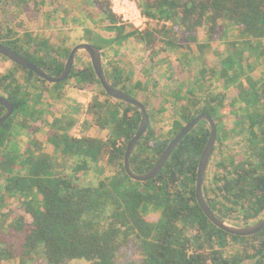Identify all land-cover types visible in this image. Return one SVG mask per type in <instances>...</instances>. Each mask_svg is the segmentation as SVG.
Returning a JSON list of instances; mask_svg holds the SVG:
<instances>
[{"label": "trees", "instance_id": "obj_1", "mask_svg": "<svg viewBox=\"0 0 264 264\" xmlns=\"http://www.w3.org/2000/svg\"><path fill=\"white\" fill-rule=\"evenodd\" d=\"M54 2L40 0L37 12ZM3 4L4 0H0V10ZM94 4H99L110 20L107 28L113 31L119 28L120 33L114 38L117 43L139 38L149 47H155L161 37L160 45L167 43L175 51L184 50L178 60L181 64L187 62L190 67L195 60L193 45L198 49V56L205 60L182 102L176 93L175 117L167 124L168 128L163 129L158 117L168 111L166 97L161 99L157 109L144 103L151 124L133 153L132 169L137 174L152 170L181 131L182 120L191 122L198 114L208 112L220 121L218 143L223 151L222 157L215 160L207 172L205 199L217 214L231 223L256 224L264 216V75L258 80L252 75L255 69L242 64L243 71L238 70L228 81L227 72L233 66L228 62L233 57H228L227 66L218 79L223 85L238 82L233 96H228L214 87L217 69L208 70L204 65L216 52V40L225 36L227 28L233 30V26L242 37H250V42L258 40L264 56V0H140L138 6L142 14L160 23L154 30L144 31L133 24L119 22L109 0H89V8ZM166 23H172L171 27ZM16 29L10 34L6 24L0 22V43L18 51L51 75L63 73L70 52L51 50L49 46L42 51L43 43L50 38L33 36L31 41L25 40L26 43L23 41L26 36ZM201 30H206L208 41H201ZM25 46L31 53L25 51ZM35 47L39 48L38 52L62 56L52 62L45 57L36 59ZM242 62L245 64L247 60L242 59ZM108 64L106 73L110 83L137 97L141 87L132 89L129 74L112 62ZM5 75H0V90L8 93L15 110L0 130V178L6 174L10 183L5 190L0 184V264H28L39 256L49 264L77 261L88 264H264V230L251 237L229 234L215 226L199 205L196 183L199 162L209 137L208 128L198 126L186 136L155 179H132L126 171L125 154L139 129L142 114L124 102V106L112 105L113 98L103 89L90 57L88 62L78 55L69 80L74 78L80 83L78 89L95 93L87 108L93 119L99 121V117L108 119V114L113 115L111 135L97 148L92 138L86 143L72 135L59 141L50 133L45 137L56 144L62 141L66 146L64 153H71L70 150L77 147L74 157L81 155L93 160L97 172L104 178L99 186L113 188L112 192H95L94 188L78 183L77 176L83 165L73 168L74 176L67 170H54L51 157L43 156L44 140H37L35 134L26 149L19 146L16 121L22 116L26 120L33 118L34 102L39 98L28 91L22 94L20 85L13 88ZM201 75L202 78H198ZM58 92L59 88H53L51 94ZM6 112L0 104V118ZM230 112L237 118L232 127L224 123ZM67 126L71 130L74 124ZM235 135L244 138L243 141L235 142L234 147H225L227 139ZM120 141H124L123 146L118 145ZM22 169L27 171L18 174ZM95 197L101 200L97 201L99 213L90 216Z\"/></svg>", "mask_w": 264, "mask_h": 264}, {"label": "rangeland", "instance_id": "obj_2", "mask_svg": "<svg viewBox=\"0 0 264 264\" xmlns=\"http://www.w3.org/2000/svg\"><path fill=\"white\" fill-rule=\"evenodd\" d=\"M39 1L40 0H4L3 9L0 10V22L6 24V28L10 31V34L13 33V28H17L16 30H18L20 34L26 36L23 41H31L33 36H38V39L50 38V41L46 43L42 42L44 44L42 45L43 47L40 46L42 51L49 46L51 50L57 49L67 54L70 52L71 54L72 50L79 44L87 43L97 46L105 55L106 68L109 65L108 63L111 62L120 66L132 79V89L135 86L141 87L136 94L141 102L148 103L154 109H157V105L161 102V99L166 97L168 102L166 107L168 111L166 110L162 115L159 114L158 117L159 121L163 123V129L169 127L167 124L172 123L175 117V114H173V106H175L174 103L177 100L176 93L179 94L180 102H182L183 97L188 93L191 81L196 79L195 77L198 76V71L201 70L202 64H204L203 62L205 61L200 55L198 56L196 45L192 46L195 60H193L190 67H187V62H182V64L178 62L184 50L178 48L177 51H175L172 47L168 46L167 43L160 45L162 40L161 37L155 47H149L147 43L139 41V38L130 39L127 43L118 44L114 38L120 33L119 28L116 27L115 31L112 30L113 28H107V26L110 25V20L109 22L106 20V22L102 24L101 19L103 15L99 12L95 13L93 8L90 9L87 5L88 0H53L55 4H51V6L43 9V11L39 10L38 13L37 6ZM109 1L113 10L114 5L111 0ZM130 1L138 6L140 0ZM117 16L119 22L122 24H133L137 27L141 23L138 19L133 23H129L124 21L121 15ZM87 17L91 21L87 22L83 28L79 27L78 24H71L73 18H82L86 20ZM159 24V22L152 20L150 22L147 21L144 26L147 29L154 30ZM165 25L169 28L172 23H166ZM70 28L71 30L74 28L72 33L66 34L68 30L70 31ZM233 28L235 30L227 28L225 30V36L219 37L218 41L216 40L218 44L215 50L216 52L214 55L208 57L204 65L208 70L214 67L217 69V85L215 84L214 87L219 88V91L225 92L228 96L236 91L238 85V82L236 85H223L222 81H218L223 69L227 66L226 59L228 57H233L232 60L228 59L230 60L228 62L233 65L230 71L227 72V74H229L228 81L235 77L238 70L243 71L242 64L245 68L252 66L255 69L252 75L258 80L264 75V56L261 53L262 50L259 46L260 42L255 39H252L250 42V37H242L238 32V28L234 26ZM130 29L129 27L127 28L128 31ZM34 32V35L30 34ZM179 32L182 33V30H179ZM180 36L182 37L183 34H180ZM201 37L202 42L208 41L206 30H201ZM164 38L168 40V37ZM63 39H65V42H63ZM176 41L179 43L180 39L177 38ZM30 47L33 49L34 45L32 44ZM24 49L31 53V51H28L27 46H25ZM36 49L35 47L33 51L34 54L32 53L36 59L45 57L52 62L62 56V54L60 55L58 53L38 52L39 48L38 50ZM29 53L27 55H32ZM80 54L81 58L89 62V57L86 52H81ZM242 59L247 60V62L244 64ZM77 67H82L79 61L77 62ZM161 69L166 71L167 78L163 79L164 83H159L156 78ZM233 69L235 71H233ZM0 72L1 76L7 75L9 78L8 82L13 84V88L20 85L22 94L28 91L29 94H33V97L39 98V101L37 100L34 102V117L26 120L25 117L22 116L16 121V129L19 133L17 141L19 142V146L26 149L33 134H35L36 136L34 137L37 140H44L43 148H45V151H43V156H45L46 159H48L47 156L49 158L51 157L50 162H54L52 165L54 170H67V173L74 176L75 171L73 168L79 166L78 164L83 165L84 168H82L81 172L78 173L79 176H77L78 183L81 186L94 188L93 190L99 193L100 191L112 192L113 188L110 185H107L105 189L99 186V182L104 178L97 172L96 165L91 158L81 155L80 157H74V155L77 154L75 152L78 150L77 147L70 150L72 151L71 153H64L63 151H65L66 146L64 143L62 144V141L60 144H56V142L48 141L49 138L45 137L50 133L59 141L61 138L68 139L72 135L78 139L81 138L86 143L92 138L96 141V148L100 146L103 141H107L113 127L111 120V116L113 115L108 114V119H106L105 116L99 117V121H97V119H93L94 117L92 114L87 113L88 105L92 101L95 93L88 89H78L77 84L80 83H76L74 78L60 83L43 82L38 78V75H32L25 68L1 55ZM198 78H202V75ZM243 79L244 78L241 76L240 80ZM53 88H59L60 92L52 95L51 92ZM0 94L9 98L8 93L4 89L0 90ZM113 103H117L119 106L125 105L121 101L112 99V105ZM150 105L149 107L151 109ZM68 123L74 124L71 130L67 126ZM82 144L86 145L84 142H82ZM24 156H26V154L23 155V157ZM45 158H40V160L44 161ZM219 158L220 156L218 155L215 160ZM26 171L27 169L18 170V174L25 173ZM0 184L3 188L2 190H5L10 184L6 174H4V177L0 178ZM99 200L100 198L98 197L93 199L94 205L91 211H89L90 216H95V213L98 215L97 201ZM28 264L49 263L46 262L42 256H39L35 258L34 261L28 262ZM74 264H88V262L77 261L74 262Z\"/></svg>", "mask_w": 264, "mask_h": 264}, {"label": "water", "instance_id": "obj_3", "mask_svg": "<svg viewBox=\"0 0 264 264\" xmlns=\"http://www.w3.org/2000/svg\"><path fill=\"white\" fill-rule=\"evenodd\" d=\"M81 52H86L90 57V61L95 70V73L98 79L101 82L103 89L110 95L111 98L119 100L121 102L130 104L136 107L142 114L141 123L139 129L132 140L129 142L126 154H125V167L128 175L136 180V181H149L155 179L165 168L166 164L170 160L171 156L177 149V147L181 144L183 139L192 131L196 125L200 121H207L210 125L211 132L206 148L203 152L197 176L196 183V195L197 200L199 202L200 207L204 211L205 215L208 219L218 228L224 230L225 232L241 236V237H251L259 234L264 230V216L254 225L251 226H242L229 222L225 218L221 217L217 214L209 205L204 196V185L207 176V170L209 166V162L212 156V152L215 148L217 139H218V129L215 123V120L211 116L210 113H201L199 114L189 125H187L182 131L178 133V135L174 138V140L169 144L164 153L161 155L155 166L152 170L145 174H137L132 169V156L133 153L142 140L146 132L148 131L151 124V116L149 115L147 106L139 100V98L131 95L128 92H125L121 89L115 88L109 81L106 73V64H105V55L101 49L92 44H79L75 47L66 64L65 69L60 75H51L47 73L40 66L35 64L30 59L26 58L24 55L20 54L18 51L14 50L11 47L3 45L0 43V55L6 57L12 62L18 64L19 66L35 73L39 77L43 78L45 81L49 83H60L68 80L74 70L77 56ZM0 104L4 106L7 112L0 118V130L3 125L12 117L15 106L14 103L7 97L0 94Z\"/></svg>", "mask_w": 264, "mask_h": 264}, {"label": "flooded vegetation", "instance_id": "obj_4", "mask_svg": "<svg viewBox=\"0 0 264 264\" xmlns=\"http://www.w3.org/2000/svg\"><path fill=\"white\" fill-rule=\"evenodd\" d=\"M157 80L159 81V83H164V81H163V79H166L167 77H166V71L165 70H163V69H161L160 70V72H159V75H157ZM218 89V88H217ZM230 96H233V94H230ZM184 102H183V106H184ZM203 113H205V112H203ZM208 113V112H207ZM199 115V114H198ZM197 115V116H198ZM196 116V117H197ZM212 117H213V119L215 120V123H216V126H217V129H218V139H219V134H220V130H219V127H218V122H220L219 121V119L218 118H215L213 115H211ZM195 117V118H196ZM194 118V119H195ZM193 119V120H194ZM192 120V121H193ZM191 121V122H192ZM237 121V118L234 116V113H232V112H230V114H229V117L227 118V119H225V121H224V123H225V125H229L230 127H232L233 126V124H235V123H237L236 122ZM191 122H186V121H184V120H182V124H183V126H182V129H181V131L187 126V125H189ZM200 127V128H202V126H204V128L205 129H209V137H210V132H211V128H210V125H209V123L207 122V121H205V120H203V121H200L197 125H196V127ZM195 127V128H196ZM194 128V129H195ZM193 129V130H194ZM192 130V131H193ZM192 131H190V133L189 134H191L192 133ZM188 134V135H189ZM187 135V136H188ZM209 137H208V140H209ZM218 139H217V142H216V145H215V148H214V150H213V152H212V156H211V159H210V162H209V166H208V170H209V168L210 167H212L213 165H214V162H215V158L219 155L220 157H222V155H221V152L223 151L221 148H220V145H219V143H218ZM243 139L244 138H242V137H240L239 135H235V136H233V137H231L230 139H227V141H226V145H225V147H234V145H235V142H241V141H243ZM207 143H208V141H207ZM207 143H206V145H207ZM206 145H205V148H206ZM205 148H204V150H205ZM231 150H232V148H231ZM224 151H227V149L225 148V150ZM204 152V151H203ZM202 155H203V153H202ZM201 158H202V156H201ZM200 161H201V159H200ZM199 165H200V162H199ZM211 165V166H210ZM198 169H199V167H198ZM208 170H207V172H208ZM207 177V176H206ZM205 183H206V180H205ZM205 186V185H204Z\"/></svg>", "mask_w": 264, "mask_h": 264}, {"label": "built area", "instance_id": "obj_5", "mask_svg": "<svg viewBox=\"0 0 264 264\" xmlns=\"http://www.w3.org/2000/svg\"><path fill=\"white\" fill-rule=\"evenodd\" d=\"M113 3V12L116 15H121L124 19V21L133 23L135 20H140L141 23L137 26V28L140 31L146 30L145 23L147 21H152L150 18L145 17L139 6H137L135 3H132L130 0H111ZM124 141L119 142V146H123Z\"/></svg>", "mask_w": 264, "mask_h": 264}, {"label": "crops", "instance_id": "obj_6", "mask_svg": "<svg viewBox=\"0 0 264 264\" xmlns=\"http://www.w3.org/2000/svg\"><path fill=\"white\" fill-rule=\"evenodd\" d=\"M142 1V0H141ZM87 5L89 6V0L87 1ZM93 11L95 12V13H100V14H102L103 15V18L101 19V22H102V24H104L105 22H106V18L104 17L105 15H104V12H103V10L101 9V6L99 5V4H94L93 5ZM91 9V8H90ZM91 20L87 17L86 18V20H83L82 18L81 19H79V18H73V20H71V24H78L79 25V27H81V28H83L84 27V25L87 23V22H90ZM109 22V21H108ZM110 23V22H109ZM74 29V28H73ZM73 29L71 30V28H70V31L68 30V32L66 33V34H71L72 33V31H73ZM66 34H65V36H66ZM65 39H63V42H65L64 41ZM115 44H116V42H115ZM118 44H121V43H118ZM79 55H81V54H79Z\"/></svg>", "mask_w": 264, "mask_h": 264}]
</instances>
